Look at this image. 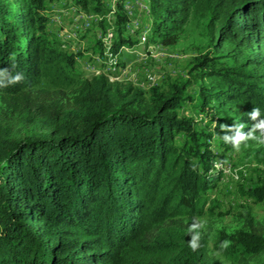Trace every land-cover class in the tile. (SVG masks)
Returning a JSON list of instances; mask_svg holds the SVG:
<instances>
[{
  "label": "trees",
  "instance_id": "1",
  "mask_svg": "<svg viewBox=\"0 0 264 264\" xmlns=\"http://www.w3.org/2000/svg\"><path fill=\"white\" fill-rule=\"evenodd\" d=\"M52 1L0 0V68L25 76L0 88V264H221L203 235L193 252L185 230L213 208L214 165L234 148L182 108L192 79L216 132L233 122L247 132L253 107L264 117V0H148L149 40L175 44L192 16L209 47L190 79L148 90L76 75L75 54L48 30ZM127 1L74 0L98 16L95 32L112 30L92 52L119 56L135 42ZM240 149L258 175L243 193L264 204V144ZM245 220L228 236L244 261L264 254V232Z\"/></svg>",
  "mask_w": 264,
  "mask_h": 264
},
{
  "label": "rangeland",
  "instance_id": "2",
  "mask_svg": "<svg viewBox=\"0 0 264 264\" xmlns=\"http://www.w3.org/2000/svg\"><path fill=\"white\" fill-rule=\"evenodd\" d=\"M110 4L113 6L114 1ZM125 7L130 17L128 31L130 30L135 42L123 46L119 56L105 50L102 57L103 55L92 52V47L97 39L103 40V33L110 35L108 41L111 40V28L106 26L101 29L103 33L98 29L95 32L90 25L92 21H97L98 16L93 14L91 19H85L89 13L76 5L74 0H55L49 4L46 9L49 16L48 30L52 36L62 40L63 47L75 54L76 75L90 78L105 74L111 81L131 82L143 90L152 86L164 88L172 80L190 79L188 69L192 59L209 49L204 34L205 19L191 16L178 41L173 45H163L148 39L151 26L148 0H128ZM104 58H110L108 64ZM98 68L101 72H98ZM190 80L191 84L186 88L190 99L184 103L182 110L196 117L200 126L214 132V143L219 138L217 133H221L215 131L212 119L195 109L197 84ZM73 90L74 87L64 89L67 94H72ZM214 150L216 152L215 148ZM225 157L224 162L216 163V169L223 171L228 167L230 174L223 173L216 186L208 190L207 196L213 208L200 216L208 220L202 234L207 242V250L221 264H264V254L245 256L244 261L242 255L235 253L231 247L226 250L219 247L221 240H229V235L246 226V212L253 217L259 230L264 232V204L243 193L244 189L258 179L251 156L241 149H233L227 151Z\"/></svg>",
  "mask_w": 264,
  "mask_h": 264
},
{
  "label": "clouds",
  "instance_id": "3",
  "mask_svg": "<svg viewBox=\"0 0 264 264\" xmlns=\"http://www.w3.org/2000/svg\"><path fill=\"white\" fill-rule=\"evenodd\" d=\"M11 69L16 67V56H11ZM25 79L23 72H15L9 68H0V88H7L9 86L23 82ZM249 118L254 122L245 132L246 125L240 122H233L232 124L218 125L221 133L217 135L224 143L230 144L235 150L239 151L241 145L247 146L249 141H254L257 144H264V117H261V112L258 107H253L250 112L247 113ZM213 127L217 125L214 122ZM191 224H188L185 230V234L190 236L187 241L188 247L193 251H198L201 246V238L203 232L206 230L208 220L202 217H191ZM231 241L224 239L219 242L221 250H226L231 246Z\"/></svg>",
  "mask_w": 264,
  "mask_h": 264
},
{
  "label": "built area",
  "instance_id": "4",
  "mask_svg": "<svg viewBox=\"0 0 264 264\" xmlns=\"http://www.w3.org/2000/svg\"><path fill=\"white\" fill-rule=\"evenodd\" d=\"M131 6H132V4L130 2V6L129 7L131 8ZM92 16H93V13H89L88 15H86L85 19H91ZM98 31L101 32V33H103L100 29H98ZM108 38H110V35H107V34L103 33V40H101V41L102 42H108ZM104 59H107V64H108V61H109L110 58H104ZM98 72H101V69L100 68H98ZM222 172L225 173V175L226 174L227 175L230 174V170H229L228 167L225 168Z\"/></svg>",
  "mask_w": 264,
  "mask_h": 264
},
{
  "label": "bare ground",
  "instance_id": "5",
  "mask_svg": "<svg viewBox=\"0 0 264 264\" xmlns=\"http://www.w3.org/2000/svg\"><path fill=\"white\" fill-rule=\"evenodd\" d=\"M219 165H220V164H219ZM214 166H215V168H217V167H218V164H215ZM219 168H221V167H219Z\"/></svg>",
  "mask_w": 264,
  "mask_h": 264
}]
</instances>
